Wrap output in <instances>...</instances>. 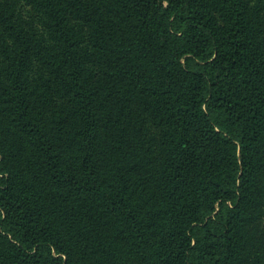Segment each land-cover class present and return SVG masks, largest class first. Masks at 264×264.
I'll return each instance as SVG.
<instances>
[{
    "label": "trees",
    "instance_id": "1",
    "mask_svg": "<svg viewBox=\"0 0 264 264\" xmlns=\"http://www.w3.org/2000/svg\"><path fill=\"white\" fill-rule=\"evenodd\" d=\"M0 264H264V0H0Z\"/></svg>",
    "mask_w": 264,
    "mask_h": 264
}]
</instances>
